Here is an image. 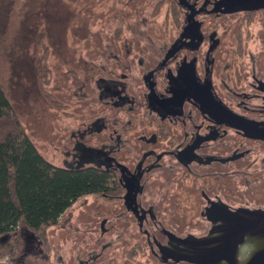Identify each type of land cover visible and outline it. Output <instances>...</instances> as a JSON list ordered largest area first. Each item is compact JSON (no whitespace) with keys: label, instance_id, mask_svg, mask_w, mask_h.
<instances>
[{"label":"flooded vegetation","instance_id":"1","mask_svg":"<svg viewBox=\"0 0 264 264\" xmlns=\"http://www.w3.org/2000/svg\"><path fill=\"white\" fill-rule=\"evenodd\" d=\"M161 10L172 23L167 36L137 20L124 28L120 17L101 60L76 78L68 70L49 90L53 111L69 119L51 131L53 165L90 167L104 179L81 195L94 199L71 217L68 253L55 249L54 264H208V253L209 264H245L262 256L252 230L262 231L264 212V0H155L151 13ZM257 22L262 57L248 54L244 64ZM77 218L87 224L82 236ZM189 239H204L196 253Z\"/></svg>","mask_w":264,"mask_h":264},{"label":"rangeland","instance_id":"2","mask_svg":"<svg viewBox=\"0 0 264 264\" xmlns=\"http://www.w3.org/2000/svg\"><path fill=\"white\" fill-rule=\"evenodd\" d=\"M154 2L155 0H16L13 22L4 44L3 74L0 80L31 140L50 163L59 165L57 153L50 143L51 131L54 125L61 126L69 119L54 112L38 88L37 66L42 57L40 42L48 47L45 57L50 71L46 76L48 82L45 88L49 91L55 83L65 82L64 74L68 70L76 78L90 68L93 62L101 60L99 49L110 43L113 29L120 17L123 18L124 28L137 20L139 27L150 29V32L153 30L159 34L164 29L167 30V36L172 23L170 19H164L163 10L155 15L151 13ZM257 26L258 22L251 26L252 34L244 42L245 52L239 60L244 64L248 62V54L254 55L256 59L262 57V38L257 35ZM155 37L164 38L157 35ZM124 38L123 35L122 39ZM231 40L232 37L224 38V56L231 50ZM77 100L78 98H73V107H70L79 114ZM93 199L92 195L77 198L54 224L37 231L39 242L27 246L25 258L22 255L20 259L13 261L17 253L22 251L23 243L19 238L10 236L6 245L0 248V264H23V261L25 264H54L55 249L66 256L69 244L67 238L71 231L68 227L72 222L75 224V217H82L84 210H89L87 207ZM79 219L82 218L76 219L79 227L77 230L80 232L78 235L82 236L87 224H82L83 220Z\"/></svg>","mask_w":264,"mask_h":264},{"label":"trees","instance_id":"3","mask_svg":"<svg viewBox=\"0 0 264 264\" xmlns=\"http://www.w3.org/2000/svg\"><path fill=\"white\" fill-rule=\"evenodd\" d=\"M15 6L16 0H0V79ZM39 45L42 57L37 66V85L50 107H56L58 101L45 88L50 71L45 57L48 47L43 42ZM103 183L96 169L66 168L47 161L31 140L0 80V248L10 236L19 238L23 249L13 261L20 259L28 245L39 242L37 231L54 224L77 197L100 190Z\"/></svg>","mask_w":264,"mask_h":264},{"label":"water","instance_id":"4","mask_svg":"<svg viewBox=\"0 0 264 264\" xmlns=\"http://www.w3.org/2000/svg\"><path fill=\"white\" fill-rule=\"evenodd\" d=\"M262 217V231H260L259 229H255L253 228V233L257 234L258 236L262 237V256L260 258V255H255V253H257L259 250H255L254 251V255L255 256H250L245 260V264H264V212H262V215H260ZM256 220V222H258L259 216H257L256 218H253ZM206 240H209L210 237L205 238ZM190 241H188L189 247L188 248V252H194V251H199L198 250V246H200L199 244L202 242V240H195V239H189ZM196 253V252H194ZM205 260L207 261V263H213V257L212 255H210V253H208V256L205 258Z\"/></svg>","mask_w":264,"mask_h":264}]
</instances>
